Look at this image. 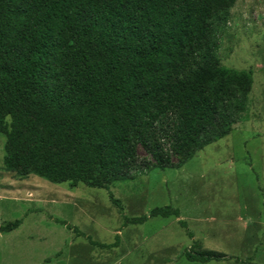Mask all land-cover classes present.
I'll return each instance as SVG.
<instances>
[{"label":"trees","instance_id":"16d2710c","mask_svg":"<svg viewBox=\"0 0 264 264\" xmlns=\"http://www.w3.org/2000/svg\"><path fill=\"white\" fill-rule=\"evenodd\" d=\"M235 1L0 0L3 169L109 190L171 167L167 145L185 162L227 135L252 86V70L228 68L218 56L223 12ZM138 145L154 163L138 156ZM109 197L121 208L110 190ZM179 213L155 206L124 215L123 224ZM183 256L230 258L197 240Z\"/></svg>","mask_w":264,"mask_h":264},{"label":"rangeland","instance_id":"374dc122","mask_svg":"<svg viewBox=\"0 0 264 264\" xmlns=\"http://www.w3.org/2000/svg\"><path fill=\"white\" fill-rule=\"evenodd\" d=\"M223 15L220 62L252 70L242 120L185 162L167 145L171 167L113 183L121 208L104 188L6 172L0 134V264H264V0H236ZM163 205L179 208V216L123 224L124 215ZM16 219V228L1 230ZM193 240L230 258L188 261L183 250Z\"/></svg>","mask_w":264,"mask_h":264}]
</instances>
